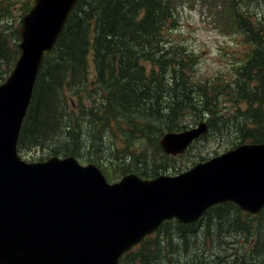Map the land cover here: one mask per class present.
<instances>
[{"label":"trees","instance_id":"16d2710c","mask_svg":"<svg viewBox=\"0 0 264 264\" xmlns=\"http://www.w3.org/2000/svg\"><path fill=\"white\" fill-rule=\"evenodd\" d=\"M206 1L215 20L230 31L236 29L249 46L231 75L216 74L211 80L197 74L195 54L169 37L179 26L178 7L198 0H78L39 67L18 151L44 147L48 156L72 155L80 162L94 161L104 171L97 151L130 160L136 142L150 141L160 152L158 140L165 131L186 128V111L206 121L204 136L225 129L235 133L233 143L264 141V0ZM12 38L19 39L16 28L7 32L0 27V79L9 74L19 54ZM90 60L94 77L89 82ZM223 212L224 206L207 210L202 223L192 227L164 221L118 264H157L159 257H167L160 251L163 241L185 244ZM251 219L223 233L248 234L252 227L247 224L258 220Z\"/></svg>","mask_w":264,"mask_h":264},{"label":"water","instance_id":"95a60500","mask_svg":"<svg viewBox=\"0 0 264 264\" xmlns=\"http://www.w3.org/2000/svg\"><path fill=\"white\" fill-rule=\"evenodd\" d=\"M76 3L33 0L20 18L19 55L0 83V264H118L165 219L192 222L224 201L257 213L264 206V141L238 144L176 175L130 173L113 183L96 164L71 155L20 157L18 135L39 67ZM206 130L202 120L165 132L159 146L182 153Z\"/></svg>","mask_w":264,"mask_h":264},{"label":"rangeland","instance_id":"374dc122","mask_svg":"<svg viewBox=\"0 0 264 264\" xmlns=\"http://www.w3.org/2000/svg\"><path fill=\"white\" fill-rule=\"evenodd\" d=\"M198 1L199 3L194 4L186 2L182 4L183 6L180 5L178 7L177 18L179 26L169 34V37L181 43L186 47V50L195 54L197 74L209 80L213 79L212 77L216 74L224 77L227 75L228 77L233 73L235 64L240 59H243L246 52L249 51V46L244 45L242 38L235 34L236 29L230 31L221 22L215 20L217 18L216 13L208 11V2L206 0ZM32 4L33 0H0V9H8L4 14L0 13V27L7 32L14 28L18 31L20 18L30 9L29 7ZM26 8L28 9L25 10ZM19 40L20 37L19 39L12 38L10 42H16L18 46ZM11 47L13 46L11 45ZM1 67L3 68L4 65ZM146 67H149V65H146ZM7 76V74H4V78L0 79V83ZM93 77V65L90 60L88 81L90 82ZM227 106L229 107L230 105L227 104ZM239 106L242 109L244 104H239ZM182 118L186 128L194 126L199 121L190 111H186ZM215 133L216 135H214V131H211L209 134L203 135V137L195 140L184 153L176 156H169L163 150L156 152L155 144L150 141L136 142L133 149L135 156L130 160L104 157L100 151H97L95 156L100 155L99 161L105 166V170L118 179L126 171H130V173L144 171L150 174L156 171L158 172L157 175H173L190 168L193 163L201 160V158H208L214 154L222 153L237 144V142H232L234 132H227L223 129L221 132L215 131ZM159 149H161L160 146ZM47 152L44 147L31 148L22 152L21 156L27 161H38L48 157ZM162 154L167 156V158L164 159ZM88 162V160H85L83 163ZM119 168H127V170L121 172ZM136 170L138 171L133 172ZM259 214L261 215L259 216ZM243 217L258 218L256 222L247 224L252 227L250 233L241 232L230 235L223 233L238 230L237 222H246ZM210 227L211 230H208ZM154 248V246H150L149 250H154ZM160 251L167 257H159L157 264H188L193 262L239 264L248 261H264V210L246 215L230 208H225V212L221 213L220 217L212 218L207 225L202 227L199 235H193L185 244H181L178 247L176 244L169 245V239H166L165 243L163 241V245L161 244ZM172 254L176 255V257H173ZM142 263L148 264L147 262Z\"/></svg>","mask_w":264,"mask_h":264},{"label":"flooded vegetation","instance_id":"af4514ba","mask_svg":"<svg viewBox=\"0 0 264 264\" xmlns=\"http://www.w3.org/2000/svg\"><path fill=\"white\" fill-rule=\"evenodd\" d=\"M218 206H224V208H230L231 210H235V211H237L238 213H244V214H248V212H246V211H243L242 209H240V207H238L235 203H233V202H231V201H228V202H224V203H221V204H219V205H217V206H215V207H213V208H211V209H215L216 207H218ZM243 220H248V218H245V217H243ZM202 223V221H199L198 222V225H200ZM205 223V222H204ZM207 225V224H206ZM212 227V226H211ZM210 227V228H211Z\"/></svg>","mask_w":264,"mask_h":264}]
</instances>
